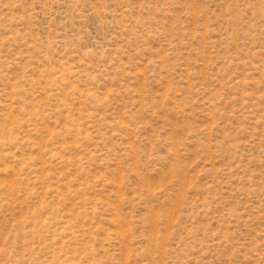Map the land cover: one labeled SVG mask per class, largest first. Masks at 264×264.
Masks as SVG:
<instances>
[{
  "label": "rangeland",
  "instance_id": "rangeland-1",
  "mask_svg": "<svg viewBox=\"0 0 264 264\" xmlns=\"http://www.w3.org/2000/svg\"><path fill=\"white\" fill-rule=\"evenodd\" d=\"M0 264H264V0H0Z\"/></svg>",
  "mask_w": 264,
  "mask_h": 264
}]
</instances>
